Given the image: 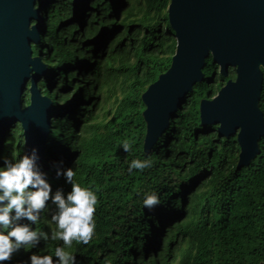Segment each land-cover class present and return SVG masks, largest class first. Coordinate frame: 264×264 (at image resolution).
Listing matches in <instances>:
<instances>
[{"label":"trees","instance_id":"1","mask_svg":"<svg viewBox=\"0 0 264 264\" xmlns=\"http://www.w3.org/2000/svg\"><path fill=\"white\" fill-rule=\"evenodd\" d=\"M171 1L52 0L42 10L33 48L46 66L40 89L52 101V127L39 164L53 192L72 187L57 177L58 168H72L74 182L94 192L96 227L88 244L52 240L59 229L49 201L30 225L49 239L0 264H30L33 253L55 264L57 247L75 264H264V136L254 160L238 168L237 137H221L200 118L201 101L216 98L236 79L235 69L225 78L210 57L203 81L144 151L142 95L169 70L178 46ZM259 107L264 113V85ZM24 154L19 124L4 139L0 167ZM134 160L150 166L129 172ZM153 193L159 204L149 210L144 200Z\"/></svg>","mask_w":264,"mask_h":264},{"label":"water","instance_id":"2","mask_svg":"<svg viewBox=\"0 0 264 264\" xmlns=\"http://www.w3.org/2000/svg\"><path fill=\"white\" fill-rule=\"evenodd\" d=\"M52 0H0V151L9 130L21 125L25 154L43 161L52 127V101L40 89L46 66L34 56L43 27L41 12ZM84 0H74L81 3ZM168 20L178 46L169 70L142 95L149 152L170 125L183 100L204 79L212 57L223 77L236 71L214 99L200 103L202 125L221 137H237L238 168L249 166L264 136L259 107L264 85V0H172ZM29 90L30 104L24 105ZM24 154V155H25Z\"/></svg>","mask_w":264,"mask_h":264},{"label":"clouds","instance_id":"3","mask_svg":"<svg viewBox=\"0 0 264 264\" xmlns=\"http://www.w3.org/2000/svg\"><path fill=\"white\" fill-rule=\"evenodd\" d=\"M261 71L264 72V65ZM129 147L125 142L124 151H129ZM39 159L38 150L33 148L19 160H4L0 167V261H9L22 247L38 245L41 238L49 239L48 234L34 231L30 226L38 221L49 201L56 206L52 220L59 229L51 233L52 240H62L65 246H71L73 240L88 244L95 232L97 197L94 192L74 182L72 168H58L56 172L57 177L63 176L66 183L72 185L71 191L65 194L57 189L53 192ZM149 166L150 161L134 160L129 172ZM158 204L155 193L144 200L149 210ZM25 220L29 223H22ZM55 256V264H75V257L69 256L62 247L56 248ZM29 260L30 264H54L50 255L33 253Z\"/></svg>","mask_w":264,"mask_h":264}]
</instances>
